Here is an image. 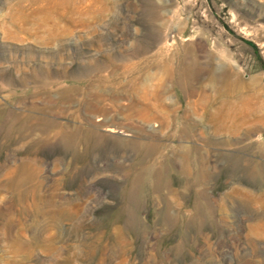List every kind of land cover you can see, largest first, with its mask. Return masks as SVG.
I'll return each instance as SVG.
<instances>
[{
	"label": "rangeland",
	"instance_id": "obj_1",
	"mask_svg": "<svg viewBox=\"0 0 264 264\" xmlns=\"http://www.w3.org/2000/svg\"><path fill=\"white\" fill-rule=\"evenodd\" d=\"M0 264H264V0H0Z\"/></svg>",
	"mask_w": 264,
	"mask_h": 264
}]
</instances>
